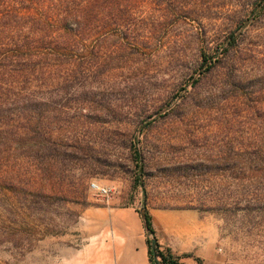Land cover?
Returning a JSON list of instances; mask_svg holds the SVG:
<instances>
[{
	"label": "rangeland",
	"instance_id": "374dc122",
	"mask_svg": "<svg viewBox=\"0 0 264 264\" xmlns=\"http://www.w3.org/2000/svg\"><path fill=\"white\" fill-rule=\"evenodd\" d=\"M133 1L0 125V264H75L103 207L198 213L221 264H264V0Z\"/></svg>",
	"mask_w": 264,
	"mask_h": 264
},
{
	"label": "trees",
	"instance_id": "16d2710c",
	"mask_svg": "<svg viewBox=\"0 0 264 264\" xmlns=\"http://www.w3.org/2000/svg\"><path fill=\"white\" fill-rule=\"evenodd\" d=\"M122 2L129 3L122 8ZM134 3L133 0H0L2 132L10 128H15L17 133L24 129L26 131L30 119L36 121L41 115L38 97L32 89H25V84L32 87V83L41 78L45 66L53 72L54 60L73 51V43L76 44L79 39L101 33L107 28L119 27L128 18L127 10ZM177 10L183 8L177 7ZM10 101H25V110L19 112L25 119H22L25 127L20 125V121L13 123L9 118L8 109L4 106ZM35 124L32 135L36 143L40 144L43 136L37 130L39 121ZM21 136L25 137V133ZM57 155L51 151V158ZM144 222L149 234L154 235L153 218L147 208ZM149 245L152 261L160 257L161 264H180L169 251L163 253L160 250L156 238L149 240Z\"/></svg>",
	"mask_w": 264,
	"mask_h": 264
},
{
	"label": "crops",
	"instance_id": "0c3cea01",
	"mask_svg": "<svg viewBox=\"0 0 264 264\" xmlns=\"http://www.w3.org/2000/svg\"><path fill=\"white\" fill-rule=\"evenodd\" d=\"M155 234H149L142 212L132 208L103 207L89 221L100 247L86 252L75 264H158L151 260L149 240L156 238L163 253L180 264H221L213 239H207L206 221L192 211H150ZM161 264V263H160Z\"/></svg>",
	"mask_w": 264,
	"mask_h": 264
},
{
	"label": "built area",
	"instance_id": "2783aa9c",
	"mask_svg": "<svg viewBox=\"0 0 264 264\" xmlns=\"http://www.w3.org/2000/svg\"><path fill=\"white\" fill-rule=\"evenodd\" d=\"M91 189L103 198L110 200L116 193V190L112 186H102L98 183H92ZM158 264L161 263V258L156 257Z\"/></svg>",
	"mask_w": 264,
	"mask_h": 264
},
{
	"label": "water",
	"instance_id": "95a60500",
	"mask_svg": "<svg viewBox=\"0 0 264 264\" xmlns=\"http://www.w3.org/2000/svg\"><path fill=\"white\" fill-rule=\"evenodd\" d=\"M145 210V209H144ZM144 210L142 211V216H143V218H144ZM154 244H155V242H154Z\"/></svg>",
	"mask_w": 264,
	"mask_h": 264
}]
</instances>
